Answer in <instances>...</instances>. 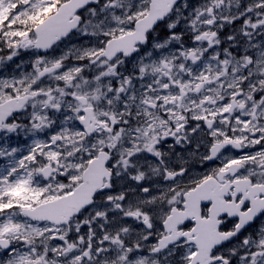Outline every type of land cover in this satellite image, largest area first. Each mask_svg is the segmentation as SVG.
Wrapping results in <instances>:
<instances>
[{
    "label": "snow or ice",
    "instance_id": "snow-or-ice-1",
    "mask_svg": "<svg viewBox=\"0 0 264 264\" xmlns=\"http://www.w3.org/2000/svg\"><path fill=\"white\" fill-rule=\"evenodd\" d=\"M0 264H264V0H0Z\"/></svg>",
    "mask_w": 264,
    "mask_h": 264
}]
</instances>
